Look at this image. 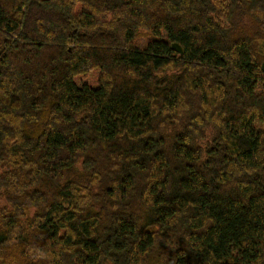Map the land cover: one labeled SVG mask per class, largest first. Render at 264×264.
I'll list each match as a JSON object with an SVG mask.
<instances>
[{
	"label": "trees",
	"instance_id": "16d2710c",
	"mask_svg": "<svg viewBox=\"0 0 264 264\" xmlns=\"http://www.w3.org/2000/svg\"><path fill=\"white\" fill-rule=\"evenodd\" d=\"M0 264H264V0H0Z\"/></svg>",
	"mask_w": 264,
	"mask_h": 264
},
{
	"label": "rangeland",
	"instance_id": "374dc122",
	"mask_svg": "<svg viewBox=\"0 0 264 264\" xmlns=\"http://www.w3.org/2000/svg\"><path fill=\"white\" fill-rule=\"evenodd\" d=\"M138 42L141 46H144L146 44V38L145 37L140 38ZM99 75H100V71L94 70L87 74L77 76L76 82L78 83L79 86L89 85L95 87L98 85Z\"/></svg>",
	"mask_w": 264,
	"mask_h": 264
},
{
	"label": "water",
	"instance_id": "95a60500",
	"mask_svg": "<svg viewBox=\"0 0 264 264\" xmlns=\"http://www.w3.org/2000/svg\"><path fill=\"white\" fill-rule=\"evenodd\" d=\"M172 48L176 51H178L179 53H182V49L178 44H173Z\"/></svg>",
	"mask_w": 264,
	"mask_h": 264
}]
</instances>
